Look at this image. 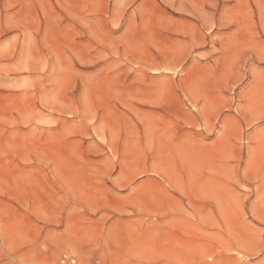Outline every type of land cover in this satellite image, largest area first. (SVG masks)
Returning <instances> with one entry per match:
<instances>
[{"label": "rangeland", "instance_id": "rangeland-1", "mask_svg": "<svg viewBox=\"0 0 264 264\" xmlns=\"http://www.w3.org/2000/svg\"><path fill=\"white\" fill-rule=\"evenodd\" d=\"M264 264V0H0V264Z\"/></svg>", "mask_w": 264, "mask_h": 264}, {"label": "built area", "instance_id": "built-area-1", "mask_svg": "<svg viewBox=\"0 0 264 264\" xmlns=\"http://www.w3.org/2000/svg\"><path fill=\"white\" fill-rule=\"evenodd\" d=\"M60 261H61L62 264H74L75 263L74 258L72 256H69V255H66V254L62 255Z\"/></svg>", "mask_w": 264, "mask_h": 264}]
</instances>
